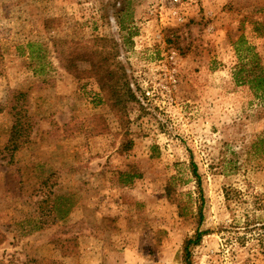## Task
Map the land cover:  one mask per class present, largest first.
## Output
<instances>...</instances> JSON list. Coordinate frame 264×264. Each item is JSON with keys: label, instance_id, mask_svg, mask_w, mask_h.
I'll list each match as a JSON object with an SVG mask.
<instances>
[{"label": "rangeland", "instance_id": "rangeland-1", "mask_svg": "<svg viewBox=\"0 0 264 264\" xmlns=\"http://www.w3.org/2000/svg\"><path fill=\"white\" fill-rule=\"evenodd\" d=\"M94 38L126 118L61 63ZM0 56V264H183L197 230L192 264H264V99L239 74L264 70V0H0Z\"/></svg>", "mask_w": 264, "mask_h": 264}, {"label": "trees", "instance_id": "trees-1", "mask_svg": "<svg viewBox=\"0 0 264 264\" xmlns=\"http://www.w3.org/2000/svg\"><path fill=\"white\" fill-rule=\"evenodd\" d=\"M120 26L123 27V24L120 23ZM106 43L115 45L114 40L94 38L89 45H85L84 47L80 46L79 50L62 53L61 63L64 69L71 73L78 72L76 66L77 61L89 63L91 65V70L87 72L88 77L97 80L101 91L104 92L109 99L108 102L111 105V109L117 113L122 111L120 115L124 114L126 118V102H137L138 98L131 84L127 81V75L123 66L114 68L112 60L115 55L112 51L115 48H111V51L107 50ZM255 57L257 56H254L251 61L248 62V66L240 67L239 74L244 73V83L248 84L257 97L264 99V70L260 67L259 61ZM120 71H124V73L119 75ZM81 74H83V72L79 73V75ZM17 127H15L14 135H22L20 134V130L16 129ZM16 130L18 133H16ZM25 131L27 132V129H25ZM11 143L13 145V151L18 150L19 144L17 140L11 141ZM202 237V232L197 230L195 235L185 240L183 246V264H192V249L200 245Z\"/></svg>", "mask_w": 264, "mask_h": 264}]
</instances>
